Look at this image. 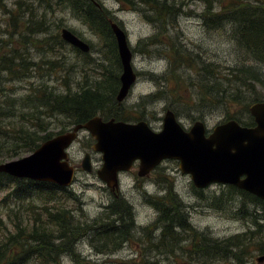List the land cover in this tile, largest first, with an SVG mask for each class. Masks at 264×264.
I'll list each match as a JSON object with an SVG mask.
<instances>
[{"label":"rangeland","instance_id":"rangeland-1","mask_svg":"<svg viewBox=\"0 0 264 264\" xmlns=\"http://www.w3.org/2000/svg\"><path fill=\"white\" fill-rule=\"evenodd\" d=\"M19 1L31 8L32 24L36 25L32 27L34 29L39 27L40 30L37 29L38 31L32 34L24 33L26 29L22 21L28 19V14L25 13L15 20L10 19L4 10L16 11L15 0H0L2 3L0 57L3 52H14L20 57L14 60L15 63L20 61L31 63L22 76L15 78L7 71L0 70V99L22 96L37 84H43L58 93L63 92L67 87L74 91L77 85L90 83L102 72L96 64L109 63L105 60L103 41L97 33L91 31L62 6L57 7L55 0ZM181 1L182 12L173 21L172 26L170 22L165 25L171 42L194 54L199 62L219 63L220 67L232 65L236 59L232 51L233 43H230L225 31L208 30L204 26L201 18L204 4L198 0ZM99 2L110 12L114 22L124 30L132 51L131 65L136 80L126 97L120 103L115 101L124 112V116L128 118L126 121L144 120L152 130L157 131L161 128L163 112L170 109L183 128L188 129L194 120L199 119L203 121L206 131L209 132L215 124L224 121L229 115L238 114L234 105L224 107L197 103L196 100L194 103L187 98L186 93L189 89L185 85L179 87L181 98L178 99L179 101L171 94L168 95L165 89L176 87L174 79H179L186 85L191 82L189 79L194 78L195 75L193 69L184 65L174 70L168 68V58L164 51L170 49L169 39L155 41L140 52L136 51L139 40L153 36L160 29L148 22L141 12L126 9L115 0H99ZM230 23V21L223 23L228 31H231ZM62 27L68 28L86 42L90 46L89 51L78 53L69 44L62 40L58 41L57 36L60 39L59 31ZM23 36L29 40L25 41ZM262 68L264 71V65ZM111 69V67L106 68V73ZM262 78L261 85L255 84V91L264 96V75ZM153 95L155 98L152 97ZM240 119L246 121L247 114L242 113ZM50 121L47 129L52 130L53 133L62 127L65 131L71 126L63 115H52ZM92 143L93 139L87 131L82 130L78 133L68 149V161L76 166L73 181L65 188L66 193L57 190L52 202L45 203L41 197L46 195H38L34 190L29 199L23 201L12 199L5 204L1 200L7 188H0V243L9 241L7 238L14 234L15 239L11 248L21 250L23 246L21 242L25 237L28 238L32 222V212L22 210L25 203L29 207L34 204L58 205L56 203L61 202L70 210L72 221H75L79 228L75 229L69 238L70 233L60 238L64 239L69 249L57 253L58 264H188L198 259L196 256L199 258L201 256L187 252L190 246L189 237L181 228L174 227L175 237L170 246L166 245V239L165 244L154 246L153 243L159 236L160 228L157 222L158 212L150 201L153 199L152 196L165 195L169 184L185 206L184 214L187 221L195 229L206 231L212 239H221L254 227L252 217L262 212L260 206L245 204L241 207V197H236L234 193L227 196V185L212 183L199 190L200 192H195L189 176L179 171L177 160L174 159L162 160L145 177L136 176L135 163L128 173L119 177L117 191H109L94 173L95 169L99 168L101 159L99 153L92 151ZM85 152L90 153L91 172H85L79 167ZM8 187H13V184H8ZM68 192L73 196H69ZM220 195L225 201L217 205L213 199ZM115 201L125 202L131 207L130 217L122 218L123 222L131 221L128 232L116 230L112 234L107 228L112 219L119 217L117 213H108V217L104 214L105 209ZM19 205L22 206L19 208L21 212H7L8 209L16 210ZM38 213L41 220H46L45 212ZM93 218L97 221L96 224L92 222ZM15 223L22 229L17 230ZM114 223L119 227L121 220ZM50 229L53 230V235L60 234L56 227L50 226ZM15 233L18 235L15 236ZM10 252L11 250L6 252L0 250L1 264L9 260ZM258 253L254 248L246 251L242 256L245 259L244 263L258 264L256 262ZM24 259L20 264H40L35 254L28 255ZM203 259L211 264H239L231 256L217 260L203 256Z\"/></svg>","mask_w":264,"mask_h":264},{"label":"trees","instance_id":"trees-1","mask_svg":"<svg viewBox=\"0 0 264 264\" xmlns=\"http://www.w3.org/2000/svg\"><path fill=\"white\" fill-rule=\"evenodd\" d=\"M115 1L126 9L141 12L148 22L152 23L155 28L160 29L153 36L145 40H139L136 51L140 52L144 47H148L155 41L160 42L161 39H169L168 46L170 49L164 51L168 58V68L174 70L184 65L195 72L194 78L189 79L191 82L188 85L182 83L179 79H174L176 87L165 89L166 93H169L168 95L171 94L175 100H178L180 98L179 87L185 85L187 89H192L187 91L186 96L194 103L198 101L197 103H208L224 107L234 105L238 114H231L225 120L234 119L242 125L252 124L247 106L251 102L264 100V96L255 91V84L261 85L264 75L262 68L264 65V0H198L204 4L201 14L204 26L208 30L225 31L230 43H233L232 51L236 59L232 65H223V67H220L219 63L199 62L194 54L171 42L165 25L170 22L169 24L172 26L173 21L182 12L181 0ZM54 3L57 7L62 6L63 9L68 10L91 31L97 33L103 41L102 48L105 51V60L109 63L96 64L102 70L98 74V78L96 77L88 84L77 85L74 91L67 87L63 92L58 93L48 89L43 84H37L22 96L0 99V161L29 153L43 140L56 133L63 132L64 127L54 133L52 130L47 129L52 115H63L69 125L82 123L93 115H98L103 119L110 117L122 121L128 119L124 116V112L120 110V107L115 104V93L119 86L120 63L114 37L109 27V21H114L113 16L102 6L99 0H55ZM14 5L16 11L5 9L4 12L13 20L25 13L28 14V19L22 21L26 29L24 33L32 34L40 30L39 27L35 29L32 27L33 14L27 4L15 0ZM0 6H2L1 2ZM226 21L231 22V31L224 28L223 23ZM28 23H30L29 26ZM23 39L25 41L29 40L25 36H23ZM57 39L61 41L58 36ZM162 43L164 42L162 41ZM75 50L78 53L80 52L77 49ZM15 59H20V57L14 52H3L0 57V70L7 71L14 78L22 76L26 67L31 64L24 61L15 63ZM110 67L112 69L106 73V68ZM152 97L155 98L154 95ZM244 112L247 114L246 121L240 119L241 114ZM8 184H13V187L9 188ZM0 188H7L1 200L5 204L12 199L16 201L29 199L34 190L38 192V195H46L41 197L45 203L47 201L52 202L57 190L65 192V188L49 182L13 178L4 173H0ZM233 193L236 197H241V207L245 204L260 206L262 212L257 214L258 216L254 212L255 215L252 217L254 227H249L244 231L230 234L221 239H212L206 231L195 229L187 221L184 206L173 192L171 184H169L165 195L152 196L153 199L150 201L156 212H158L157 222L160 228L159 236L153 242L154 246L165 244V239L167 240L166 245L170 246L172 239L175 237L174 227H179L189 237L190 246L187 252L201 256V258L196 256L198 259L188 264H211L206 262L203 256L214 260L231 256L239 264H245V259L242 256L251 248L259 252L258 254L264 253V200L228 185L227 196ZM67 194L73 196L71 192ZM224 201L222 195L213 199V202H216L217 205L224 203ZM56 204L58 205L34 204L27 207L25 203L22 210L32 212L28 238L25 237L22 240L21 250L11 248L13 239H15L14 234L7 238L9 241L0 243V250L3 249L5 252L11 250L9 260L5 264H20L25 257L31 254L38 257L40 264H58L57 253L69 249L68 244L64 243V239L60 238L70 233L69 238L71 233L79 228V225L72 221L70 210L65 208L61 202ZM20 207L22 208L19 205L14 211L8 209L7 212H21ZM38 212H45L46 220H41ZM131 212V207L122 201H115V203L109 205L104 214L107 217L108 213L119 215L118 218L112 219L108 223L107 228L110 229V233L116 230L128 232L131 221L123 222L122 218L123 216L129 218ZM118 220H121L119 227L114 223ZM92 222L96 224L97 221L93 218ZM15 225L18 224L15 223ZM50 226L56 227L60 234L53 235ZM21 229L22 227L17 226V230ZM18 234L15 233V236ZM257 263L264 264V261Z\"/></svg>","mask_w":264,"mask_h":264},{"label":"water","instance_id":"water-1","mask_svg":"<svg viewBox=\"0 0 264 264\" xmlns=\"http://www.w3.org/2000/svg\"><path fill=\"white\" fill-rule=\"evenodd\" d=\"M109 27L120 63L115 93V101L120 103L129 93L136 74L124 30L113 21H109ZM59 35L82 53L90 49L66 27L60 29ZM247 111L251 125L227 119L215 124L208 133L202 120H194L185 130L170 109L163 112L157 131L144 120L126 122L91 116L43 140L31 152L0 162V173L62 188L70 186L76 166L68 161V149L78 133L85 130L93 138L92 151L100 154L101 164L95 175L109 191H117L119 173L129 170L134 162L137 176L142 177L162 160L174 159L179 171L187 174L196 188L210 183L230 184L264 200V100L251 102ZM79 167L92 171L89 153L83 154ZM256 261L263 262L264 253L257 255Z\"/></svg>","mask_w":264,"mask_h":264},{"label":"flooded vegetation","instance_id":"flooded-vegetation-1","mask_svg":"<svg viewBox=\"0 0 264 264\" xmlns=\"http://www.w3.org/2000/svg\"><path fill=\"white\" fill-rule=\"evenodd\" d=\"M174 115H175V114H174ZM93 116H95V115H93ZM97 116H98V115H97ZM99 117H100V116H99ZM175 117H176V116H175ZM101 118H102V117H101ZM110 118H112V117H110ZM102 119H103V118H102ZM107 119H109V118H107ZM113 119H114V118H113ZM103 120H106V119H103ZM114 120H115V119H114ZM196 120H199V119H196ZM121 121H122V120H121ZM137 121H138V120H137ZM126 122H135V121H126ZM202 122H203V121H202ZM203 124H204V123H203ZM74 125H75V124H74ZM72 126H73V125H71L69 129H71ZM190 126H191V125H190ZM204 127H205V126H204ZM69 129H67V130H69ZM184 129H185V128H184ZM67 130H65V131H67ZM185 130H187V129H185ZM205 130H206V128H205ZM206 133H208V132L206 131ZM92 139H93V138H92ZM87 153H88V152H87ZM89 154H90V153H89ZM90 161H91V157H90ZM135 163L137 164V162H134L133 164H135ZM91 165H92V164H91ZM132 166H133V165H132ZM132 166H131V167H132ZM136 166H137V165H136ZM155 167H156V166H155ZM155 167H154V168H155ZM154 168H153V169H154ZM153 169H152V170H153ZM129 170H130V169H129ZM129 170L119 173L118 178L121 177V176H124V174H125V173H128ZM152 170H151V171H152ZM136 172H137V170H136ZM94 173H95V172H94ZM148 174H149V173H148ZM148 174H147V175H148ZM147 175H145V176H147ZM136 176H137V173H136ZM145 176H142V177H145ZM137 177H139V176H137ZM191 184H192V183H191ZM210 184H212V183H210ZM218 184H220V183H218ZM208 185H209V184H208ZM208 185H206V186H208ZM222 185H227V186H228V185H230V184H222ZM192 186H193V185H192ZM206 186H205V187H206ZM230 186H233V185H230ZM205 187H203V188H196V187L193 186L192 189H193L194 191L197 190V191H195V192H200L199 190H202V189H204ZM233 187H235V186H233ZM235 188H237V187H235ZM115 194H116V193H115ZM180 202H181V201H180ZM181 203H182V202H181ZM182 204H183V203H182ZM183 206H184V204H183ZM184 212H185V206H184Z\"/></svg>","mask_w":264,"mask_h":264}]
</instances>
